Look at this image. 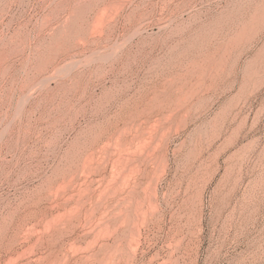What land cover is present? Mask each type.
Instances as JSON below:
<instances>
[{"label":"rangeland","instance_id":"rangeland-1","mask_svg":"<svg viewBox=\"0 0 264 264\" xmlns=\"http://www.w3.org/2000/svg\"><path fill=\"white\" fill-rule=\"evenodd\" d=\"M0 264H264V0H0Z\"/></svg>","mask_w":264,"mask_h":264}]
</instances>
